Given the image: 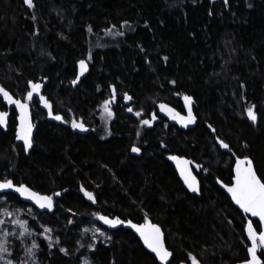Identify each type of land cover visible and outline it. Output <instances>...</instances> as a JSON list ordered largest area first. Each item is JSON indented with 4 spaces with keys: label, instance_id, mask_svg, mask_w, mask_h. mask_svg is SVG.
<instances>
[{
    "label": "trees",
    "instance_id": "obj_1",
    "mask_svg": "<svg viewBox=\"0 0 264 264\" xmlns=\"http://www.w3.org/2000/svg\"><path fill=\"white\" fill-rule=\"evenodd\" d=\"M0 87L30 104L34 129L27 151L0 93V181L53 197L50 211L0 194V264H159L127 221L163 228L169 264L248 259V218L217 180L249 157L264 182V0H0ZM174 155L192 161L199 196Z\"/></svg>",
    "mask_w": 264,
    "mask_h": 264
},
{
    "label": "snow or ice",
    "instance_id": "obj_2",
    "mask_svg": "<svg viewBox=\"0 0 264 264\" xmlns=\"http://www.w3.org/2000/svg\"><path fill=\"white\" fill-rule=\"evenodd\" d=\"M26 4H28L29 7L32 6V0H25ZM81 68L82 70L86 68V65L84 62H81ZM42 87L40 84H33L32 85V91L28 93L27 99L32 100L33 92H38L39 89ZM0 93L3 94V96L9 101V103L17 105L21 109L22 112V134L19 137L20 139H23L25 141V144L28 147H31V141H30V134H31V125L29 124L27 126V129H24L23 127V121L25 118V114L28 108L27 104L20 103L17 100L12 99V97L9 95L7 91H5L2 87H0ZM43 100L44 98L41 97ZM128 99H131V97H128ZM187 103L191 102V98L185 97L184 98ZM45 106L51 109V105L45 100L44 101ZM165 106L161 105V108L163 109ZM105 110L108 111L107 104L105 105ZM129 111H132L131 108L128 109ZM171 111V110H169ZM109 114H111L109 112ZM139 115V114H137ZM248 116L252 119L255 120L256 117L252 110L250 109L248 112ZM54 119H61L59 116H54ZM175 118V117H173ZM183 119V118H181ZM188 123L194 122V118L192 117L191 114V107L189 106L188 109ZM144 124H149L148 120L143 121ZM6 124V114L0 113V125H5ZM72 126L74 128H79L82 131H86L81 123H76L73 121ZM225 148H228L227 144L222 145ZM132 151L138 152L139 149L133 148ZM241 164L244 162L241 161ZM248 167L241 169V167L238 165L237 166V176H236V183L235 186L229 187L228 191L232 194L233 199L235 202L240 206V208L243 209L245 213H250L253 217H258L259 221L264 223V182H262L256 175L255 171L251 167V161H247ZM12 184L11 182L3 183L0 184V189H6V188H11ZM189 187L191 188L192 191H198L196 187H194L192 184H189ZM16 191L22 192V193H27L29 198H35L38 203H40V207H49L51 208L52 206V201L50 197H37L35 193H30L28 189L26 188H18ZM89 199H93L91 194H88ZM44 201V202H41ZM8 215H11L8 213ZM101 219L105 220V223H109L113 226H115L117 223H121V221H110L107 220L103 217ZM4 221L0 220V224H3ZM17 224L20 225V227L25 228V231H27V228L24 223L20 221H16ZM133 227H135L133 225ZM141 236L144 237L145 244L157 254V256L162 260V261H167V258L171 256V253L166 251L163 247L162 244V238H161V233L160 229L155 226H150V232H146L144 228H137L136 229ZM7 235V233H5ZM248 236L250 240L252 241V247L249 249V252L251 254V261L250 264H261V261L257 257V247H264V231H262L259 235L257 234L256 230L253 228V224L251 221L248 222ZM35 247V245H33ZM7 248L5 247L4 243H0V253H6ZM2 258V257H0ZM8 264H11L9 261ZM193 264H197L195 261V258L193 257Z\"/></svg>",
    "mask_w": 264,
    "mask_h": 264
},
{
    "label": "water",
    "instance_id": "obj_3",
    "mask_svg": "<svg viewBox=\"0 0 264 264\" xmlns=\"http://www.w3.org/2000/svg\"><path fill=\"white\" fill-rule=\"evenodd\" d=\"M12 99L14 100H17L19 101L20 103H23V104H27L28 105V108H27V111H26V116L27 118L30 120L31 122V117H32V114H31V108H30V104L28 102H25L23 100H20V99H16V98H13ZM6 101L9 103V101L6 99ZM10 107H15L16 109L18 110H21L19 107H17V105L15 104H12V103H9ZM189 106L191 107V114H192V117L194 118L195 115H194V112H193V108H192V105L189 103L186 105V111H187V117H188V109H189ZM31 124V136L33 134V127H32V123ZM22 143H24V145L26 146L27 148V151H29L30 147H28L26 144H25V141L22 139L21 140ZM224 143L223 142H220V146L223 147ZM223 149H226L225 147H223ZM243 161L244 163L241 164L240 162ZM247 161H251V167L252 169L255 171L257 177L263 182V180L260 178V176L258 175L257 171H256V168H255V165H254V162L251 158L249 157H237L233 163V167H232V170H233V177H232V181L231 183H225L223 182L222 180L218 179L217 180V184L219 185V187L229 196V198L231 199L233 205L244 215L248 218V221H247V224H246V229H245V232H246V236H247V240L249 242V247H248V259L245 260V261H241V262H238L237 264H250V261L252 259L251 257V254L249 252V249L252 247V241L250 240L249 236H248V222L251 221L252 224H253V228L256 230L257 234L259 235L262 231H264V223H262L261 221H259V218L258 217H253L250 213H245L243 211L242 208H240V206L235 202V200L233 199L232 197V194L228 191V188L229 187H233L235 186V183H236V176H237V166L239 165L241 167V169L243 168H247L248 167V164H247ZM170 162L171 164L174 166V168L176 169L177 173H178V176L180 178V180L182 181V183L184 184L185 188L191 193V194H195V195H200L201 194V182H200V179L199 177L196 175L195 173V170L193 168V164H192V161L186 157H181V156H178V155H174L170 158ZM11 182L12 184V187L11 188H6V189H0V194H3V193H9V192H15L16 191V187L15 185L13 184V181L12 180H7V181H0V184H3V183H7V182ZM189 184H192L194 187H196L198 189V191H192L191 188L189 187ZM37 197H50L51 198V201H52V206L51 208H49L48 210H53V197L52 196H47V195H37ZM33 200H36L35 198H32ZM41 202H44V201H41ZM101 217L107 219V220H110V221H115L112 217H109V216H106V215H99L98 216V220H99V223L107 228V229H110V230H115L117 228V225L116 224L115 226L109 224V223H105V220L104 219H101ZM254 221H257L260 225V231H258L254 225ZM133 225L135 227H133ZM125 226L126 228H128L129 230H131L139 239L140 241L142 242L143 246L152 254L155 256V258L158 260V263L159 264H169L171 258H172V254L171 256H169L167 258V261H162L155 252H153L146 244H145V241H144V237L141 236V234L136 230L137 228H144L146 232H150V226H155V227H158L160 229V233H161V238H162V244H163V247L166 251L170 252V249L167 245V241H166V233L165 231L163 230V228L157 224V223H154L152 221H148V222H143V223H137V222H133V221H127L125 222ZM259 249L260 247H257V257L259 258V260L261 261V264H263V259L261 258V256L259 255Z\"/></svg>",
    "mask_w": 264,
    "mask_h": 264
},
{
    "label": "flooded vegetation",
    "instance_id": "obj_4",
    "mask_svg": "<svg viewBox=\"0 0 264 264\" xmlns=\"http://www.w3.org/2000/svg\"><path fill=\"white\" fill-rule=\"evenodd\" d=\"M19 111H21V110H19ZM25 116H26V114H25ZM26 117H27V116H26ZM28 125H29V124H28V123L26 124V122H25V123L23 124L24 129H27V126H28ZM30 125H31V124H30ZM21 134H22V127L19 129V136H21ZM30 137H31V134H30ZM21 140H22V139H21ZM193 168H194V167H193ZM14 193H18V194H19V192H17V191H15ZM21 195L24 197V196H27L28 194H27V193H22ZM35 201H36V202H35ZM34 202L37 203L36 205H38V206L40 207V203H38L37 200H34ZM40 209H41V210H47V209H49V207H43V208L40 207Z\"/></svg>",
    "mask_w": 264,
    "mask_h": 264
},
{
    "label": "rangeland",
    "instance_id": "obj_5",
    "mask_svg": "<svg viewBox=\"0 0 264 264\" xmlns=\"http://www.w3.org/2000/svg\"><path fill=\"white\" fill-rule=\"evenodd\" d=\"M187 121H188V120H187L186 118H184V122H185V123H188ZM198 167H199V166H198ZM20 222H21V221H20ZM6 260H7V264H8L9 261L11 262V264H14V262H12L10 259H7V258H6Z\"/></svg>",
    "mask_w": 264,
    "mask_h": 264
}]
</instances>
